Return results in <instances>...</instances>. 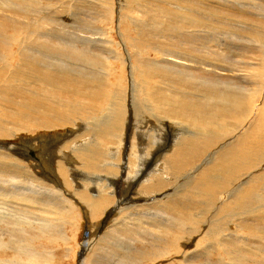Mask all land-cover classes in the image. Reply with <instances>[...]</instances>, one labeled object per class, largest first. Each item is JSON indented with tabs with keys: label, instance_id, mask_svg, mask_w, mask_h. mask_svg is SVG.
Returning <instances> with one entry per match:
<instances>
[{
	"label": "bare ground",
	"instance_id": "6f19581e",
	"mask_svg": "<svg viewBox=\"0 0 264 264\" xmlns=\"http://www.w3.org/2000/svg\"><path fill=\"white\" fill-rule=\"evenodd\" d=\"M219 5L206 6L202 0H0V186L34 211L35 218L27 209L25 234L55 241L43 242L37 254L44 256L38 260L50 263V245L64 237L67 225L82 235V221L92 222L90 229L109 228L83 264L111 257L112 240L123 232L148 248L133 250L132 261L119 264H189L201 251L205 259L217 255L218 264H247V255H238L236 247L264 255V36L253 33L260 46L254 55L244 54L240 69L229 70L242 75L241 84L190 71L201 68L220 76L225 71L208 55L188 54L200 42L205 53L209 50L203 38L208 39L210 23L220 28L228 20L223 14L247 13L245 4L236 10ZM81 8L98 14L100 26L92 31L95 38L70 43L64 32L73 26L66 24ZM110 45L116 47L109 52ZM62 59L77 61L64 64ZM138 114L144 128L132 134ZM41 132L54 138L52 160L44 167L37 159L36 165L18 160L22 142L37 147L49 139ZM166 132L174 137L165 144L162 161L146 166L136 145L145 143L141 152L148 157ZM126 142L132 163L127 156L124 165ZM184 173L186 180L176 189ZM32 189L37 194L28 192ZM124 197L133 202L126 211L137 207L140 214L133 221L122 214ZM113 206L108 224L103 219ZM38 210L45 215L37 218ZM136 228L148 231L147 236H136ZM84 250L88 253L89 246Z\"/></svg>",
	"mask_w": 264,
	"mask_h": 264
},
{
	"label": "rangeland",
	"instance_id": "374dc122",
	"mask_svg": "<svg viewBox=\"0 0 264 264\" xmlns=\"http://www.w3.org/2000/svg\"><path fill=\"white\" fill-rule=\"evenodd\" d=\"M202 1H203V4H206V6H208V5H214L215 6V5H219V4H220L219 6H222V5L225 4V5L231 6V8H233L235 10H236V8L238 9V8L242 7L245 4L243 6V8L247 9V11H246L247 13H245V15H241V14L239 15V13H236V12L235 13H225V14H223V15L227 16L228 20L223 21L224 24L220 28H219V26H216V25L210 23L209 28L206 31V33H208V35H209L208 39L206 40V38H203V39H205L204 42L206 41L205 43L207 44V47H208L209 50H207V52L205 53L204 52L205 48L200 46L203 43L200 42L199 44L193 45V49L190 52H188V54H190V55H199L201 58H204L206 55H208L211 58L213 64L221 66L222 68H225V71H222L223 73L220 72L221 76L220 75H216V74H206V72L203 69H201V68H197V69L193 68L190 71H192V73H194L196 76L201 77V78L208 77V78H212L213 81H217V82L226 81V82L232 83L234 85L235 84H241L244 81V79L241 77L242 75L238 74L237 72H233V73L229 72V70H231V69L232 70L233 69H237V70L240 69V67L243 66L244 62H246V60L244 59V54L245 53L253 54L256 51L255 49H257L258 46H260V44L257 43V41H255L251 36H252L253 33H256V32H258V33H260V34H262L264 36V30H263L264 29V27H263L264 26L263 25L264 24V12H263L264 11V0H214V1L213 0H205V1L202 0ZM16 3L18 4V2H16ZM241 10L242 9H240V11ZM198 11L203 13V10H201V9L198 10ZM256 12H257V15H256ZM71 14H70L71 15L70 17L74 18L73 19L74 21L73 22L70 21L66 25L68 27H72V26L73 27H72V29L66 30L64 32L65 36L70 41V43H75L76 41H79V40L84 41L85 38H88L90 36L92 38L96 37V36H92L93 35L92 31L93 32H97L96 28L100 26L98 14H97V16L95 15L96 13L94 15H91L90 12H88L87 9H84V8H81L80 10L76 11L75 13H71ZM74 15H76V16H74ZM51 17L54 18L55 15H51ZM252 19H254V21ZM229 21H231V22H229ZM244 22H246V23H244ZM256 25H258V27ZM251 26L255 27L257 30L255 29V31H254V28H252ZM92 28H93V30H92ZM250 29H252L253 31H251ZM56 34H59L60 36H62L58 31L56 32ZM245 34H248V35H245ZM116 41H118V40L116 39ZM41 42H42V44L45 43L43 40H41ZM45 45H47V44L42 45V48H44ZM36 46L37 45H34L35 49L37 48ZM38 47H40V46H38ZM112 47L114 48L116 46L115 45H113V46L110 45V47L107 48V50L109 51V49L112 48ZM99 54L100 53H97V55H99ZM112 55L113 54L110 53V56H112ZM113 56H115V55H113ZM62 60H63L64 64L65 63H75L73 61H77V60H72V59H62ZM161 60H162V58H159L157 60V63L160 64ZM77 64H80V63H77ZM69 65H76V64H69ZM166 65L168 67L175 68L174 65H171V64H166ZM175 69L186 70V68H184V67H178V68H175ZM245 85H246V83H245ZM141 98L144 99V97H141ZM141 98L138 99V100L140 101ZM136 116H137V118L135 120L136 123L134 124L135 126L133 128L132 134H134L139 129H143L144 128V126L142 124V120H143L142 115L138 114ZM150 120L151 121H155L152 118H150ZM154 124H158V122L156 121ZM136 133L139 134L138 132H136ZM40 134H42V135L45 134L44 136L49 138V139H43L41 141V143L37 142V144H36L37 147H35L34 143H32V142H30L31 144L30 143L28 144V142H29L28 140L26 141V143L22 142L23 144H22V146H20V148H21L20 157L21 158L18 157L19 158L18 160H20L23 163L36 165V163L33 160L37 159V164H38V166L40 165L41 167L42 166L44 167V165L46 163H49L52 160V156H53L52 155L53 154L52 148H53V146L55 144L54 141H53L54 138L52 139L51 134H47L46 135V132H41ZM49 136H51V137H49ZM153 136L155 137L154 134H153ZM173 137L174 136L171 135L169 132H166V134H164L163 136L160 135V137H159V139H160L159 143L160 144L155 146L156 147L155 148L156 151L155 150L150 151V149L148 148V151H150L149 152L150 155L148 157H146V155L142 154V152H141L142 146L145 147L144 146L145 143L144 144L142 143L141 145H136V147L138 146V148H137L138 154L140 153L139 156L144 160L146 166H149V165L152 166L153 164H155V162L158 161V159H159L160 162L162 161L161 159L163 157V154L161 152L165 153V151H166L165 149H167L166 148L167 145H165V144H168V146H169V144H171L172 141H173ZM18 141H19L18 139L17 140H11L10 141L11 143L8 142L9 145L5 144V146L11 147V145H13V143H17ZM151 143L152 142H150V145H151ZM126 144H127V142L125 143V146H124V148L122 149V152H121L122 159H123L122 164H124V165H125V163L128 160L132 163V160H130V158H129V156H130L129 153L130 152L132 153V148L130 146L128 147L127 146L128 144L127 145ZM148 144L149 143H147V146H149ZM31 145H33V146L31 147ZM161 147H163V148H161ZM159 148L161 150L162 149L163 150L161 151ZM129 150H131V151H129ZM106 153H108V152H106ZM128 154H129V156H128ZM160 156H161V158H160ZM29 159L31 161H29ZM126 159H127V161H126ZM154 160H156V161H154ZM114 163H115V161H114ZM117 163H118V161H116L115 164H117ZM115 164H114V167H115ZM111 166H113V165H111ZM103 168H101V169H103ZM120 172L122 174V170ZM101 173H103V171ZM187 173H184L182 175V177L179 179V182L177 183V186H175L176 189H179L181 187V185H182L181 183L186 180V174ZM11 175L13 176V174H11ZM15 175H19V174H15ZM50 180L53 181V182H56L57 184L59 183L56 178L53 180V176L51 177ZM9 186H11V185H8L7 188H4V189H9L10 188ZM2 189H3V187L0 186V197H1L0 198V215L2 214L0 216V247L2 246L0 248V262H5L6 260H9V261H14L15 262L14 264H46L48 262V260L47 261H45L44 259L38 260V255H41V254H37V253L38 252L39 253L42 252L41 246L44 245L43 244L44 241H46L47 243H51V242L53 243L55 241L48 240V239H41L40 236L36 237L37 235L35 236V234H30V233L25 234V232L23 230V221L25 220V218L27 216V209H29L28 208L29 204L23 207V205H25L24 204L25 201L23 200V198L21 196H17V197H12L11 196L10 197V195L12 193L7 195V193L2 191ZM120 190H121V187L119 188L118 193H119ZM34 191L38 192V190H33V191H28V192L34 193ZM25 193H27V192H25ZM34 194H37V193H34ZM61 194L62 195L60 197L65 199V197H66L65 193H61ZM39 195H41V194H39ZM32 196H34V195H32ZM60 197H58V198H60ZM41 198H43V195H41ZM127 198H128V196H127ZM2 199H5V200H2ZM135 199L137 200V202L139 201L138 198H135ZM65 200H67V197H66ZM122 201H124V203H125L126 198L124 197ZM1 202H3V203H1ZM126 202H127L126 203L127 205L121 207L123 209V211L124 210L126 211L127 206L131 207L132 206L131 203H133L132 201H129V200L126 201ZM128 202H130V203H128ZM36 207L40 208V209L43 208L42 205H37ZM136 208L137 207H132V208H130V211H126V212L122 213V214L125 213L127 216H129L128 217V221H130L131 219H132L131 221H133L137 217V215H140V214H138V212L134 211ZM19 210H20V212H19ZM29 210H32V209H29ZM114 210H115V207L113 206L112 209L107 212V216L103 219V221L106 222V220H108L106 223L111 224L113 219H112V217L110 215L112 213L111 211L114 212ZM4 212H7V214L4 213ZM37 212H38L37 213V215H38L37 218H39V216L41 214L45 215V214H43L42 211L40 212L38 210ZM15 213H16V216H15ZM29 213L32 214V213H34V211L33 210L29 211ZM122 214H120V215H122ZM6 215H7V217H4ZM33 216H34V218L36 217L35 213L32 214V217ZM2 217H3V219H2ZM15 217H16V219H15ZM22 217H24V218H22ZM41 219H45V218H41ZM17 222H20L22 224V227L17 225L16 224ZM36 222H38V221H36ZM91 224H93V223L91 222V223L88 224L87 222L82 221V224H81V227H80L82 235H80L79 232L77 233V230H74L76 228L75 226L72 227V229H73L72 230L71 227L67 225L65 227V230H64V232H65L64 237L62 236V238L58 239L56 241V243L50 245L51 247L49 249L51 251L52 257H50V263H47V264H83V262L86 261L85 259L90 257V254H93V251H95L97 249L96 245H97L98 241L103 237V235L109 229L105 225H103L102 227H99V228L90 229L88 227L93 226ZM136 229H137L136 230V232H137L136 236H137V234L139 232H140L141 235L147 236L148 231H145L143 228H136ZM59 230H60V228H59ZM67 230H68V232H67ZM13 233H15V234H13ZM16 233H20V234H16ZM102 233H103V235H102ZM76 234L78 235L77 239H76ZM66 235L67 236L69 235V236L66 237ZM57 238H59V237L57 236ZM92 239H94V240H92ZM95 241H96V243H95ZM112 241H114L113 242V248L114 249L112 248L113 250L112 249L110 250L111 253L113 252L112 256L111 257H110V255L106 256L105 258H103V261L100 259L101 262L99 261L98 262L99 264H113V262L115 263L117 260H118L117 261L118 264L120 262L124 263L126 261H132V259L135 257V253H134L133 250H138L137 248L146 250L148 248L147 245L144 244L145 242H142L143 243L142 244L141 242H139L137 237H134V235H132V234H130L128 232L121 233V236L119 238L116 237V239H113ZM25 243H27V244H25ZM28 243H30V244H28ZM47 245H49V244H47ZM78 245L80 247H79V251H78V255H77V247H78ZM85 245L89 246L88 253H85V250H84V246ZM93 246H94V248H93ZM31 247H33V248H31ZM238 249H239V254L238 255H240V251H241V253L247 255L246 256L248 258V260H246L247 264H264V255L259 254V253H248V252L242 251V249H240L238 247L235 248V250H237V251H238ZM117 250L121 251V252H118ZM131 251H133V252H131ZM232 252H235V251L233 250ZM120 253H122V255ZM128 253H131V255L128 254ZM203 253L204 252L201 251V254L198 255L197 259L192 260L193 263L191 262L189 264H215V262L217 264L219 263V261H218L219 257L217 255L211 254L212 256L210 255V259L209 258L205 259V257L202 256ZM34 255H36V256H34ZM24 256H26L27 259H25L26 257H24ZM41 256H44V255H41ZM48 258H49V256H48ZM223 260L227 263L226 259H223ZM260 261H262V262H260ZM117 262H116V264H117Z\"/></svg>",
	"mask_w": 264,
	"mask_h": 264
}]
</instances>
